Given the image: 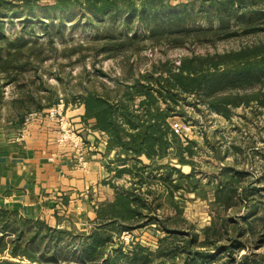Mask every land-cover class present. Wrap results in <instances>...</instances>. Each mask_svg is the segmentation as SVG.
Wrapping results in <instances>:
<instances>
[{"label":"rangeland","instance_id":"obj_1","mask_svg":"<svg viewBox=\"0 0 264 264\" xmlns=\"http://www.w3.org/2000/svg\"><path fill=\"white\" fill-rule=\"evenodd\" d=\"M36 1L45 5L54 0ZM136 1L140 4V0ZM256 1L258 3L252 7L235 6L234 10L225 14L218 12L215 6L197 0H172V8L160 19L168 22L166 19L174 14L182 15L183 19L175 27L162 23L164 30L154 34L153 28L147 26L146 17L128 16L125 12L96 16L78 6L64 12L38 8L30 14L31 20L24 28L19 18H5L4 33L12 41L37 43L35 55L44 58V61L42 64L36 61L27 64L18 82L24 91H34L37 96L43 97L44 104L49 99L58 98L59 101L63 99L66 106H80L82 95L92 91L111 101L125 102L140 113L141 97L128 101L125 94L134 83L140 87L147 85L146 75L160 64L168 62L178 66L186 56L225 54L263 43L264 1ZM16 86L17 82L6 86L4 98L0 99V134L3 132L9 137L19 133L12 124L13 110L9 103L16 96ZM262 92L264 78L254 80L245 88L230 90L227 94L251 98ZM159 105L162 109L167 107L163 101ZM172 106L176 109L175 114L167 121L184 148L182 155L185 163L179 162L174 156L176 149L170 147L171 157L157 159L159 164L169 165L168 168H143L140 172L135 170L121 177H116L114 171L122 166L115 161L116 152L120 150L109 151L108 134L94 129L93 119L83 120L87 129L100 133L106 146L110 176L104 185L113 194L102 204L112 202L118 188L130 189L146 203L142 218L132 223L124 222L132 226L131 231L111 234L105 244L107 256L115 248L128 250L136 244L153 252L169 245L171 237L161 221L171 228L195 232L199 234V241H203L204 230L223 218L228 221L230 235H236L237 225H242L246 233L243 238L249 239L247 247L264 254V244L257 248L258 242H255L249 228L251 223L256 234L264 233V106L253 100L249 104L230 108L225 115L214 111L194 94L180 96L179 103H171ZM48 109L33 110L31 113L41 114L30 125L40 121ZM141 159L144 164H150L145 156ZM172 167L175 168L173 172L170 170ZM170 171L171 179H168L166 176ZM227 175H234L238 181L225 179ZM220 184H231L235 189L234 202L227 210L216 202L215 194ZM144 221L146 224L140 226ZM96 225L94 222L82 230H73L69 226L58 228L72 230L75 235H87ZM224 236L227 237V234ZM79 241L78 237L65 238L62 245L66 248V255L62 260L77 264L74 252ZM242 254L243 251L238 253V260ZM121 262L129 264L130 260L123 258Z\"/></svg>","mask_w":264,"mask_h":264},{"label":"trees","instance_id":"obj_2","mask_svg":"<svg viewBox=\"0 0 264 264\" xmlns=\"http://www.w3.org/2000/svg\"><path fill=\"white\" fill-rule=\"evenodd\" d=\"M172 0H55L40 5L36 0H0V99L4 98V88L17 82L16 96L11 99L13 110L12 121L15 130L24 127L26 117L33 110L41 111L58 103L59 99L43 103V97L34 91H24L18 82L19 75L24 72L30 62L43 63L44 58L35 55L37 43L12 41L5 35L4 19L19 18L23 28L31 20L30 14L38 8L58 12L78 6L85 8L96 16H107L115 12H125L128 16L146 17L147 26L153 28V34L163 31L162 23L176 26L182 15L174 14L160 19L172 8ZM202 4L216 7L218 12L229 13L234 7L254 6L256 0H197ZM264 1V0H260ZM261 3V2H260ZM5 41V42H4ZM6 44V46H4ZM166 73V75H164ZM264 78V42L253 47H243L239 51L213 56L193 55L181 59L180 65L168 62L160 64L154 71L146 75L147 85L140 87L134 83L125 94L128 101L141 97L140 113L125 102H114L95 92L88 91L81 97V105L85 108L84 121L94 120L93 128L104 131L109 136L108 150L119 149L115 161L122 164L114 169L116 177L124 173L132 174L143 168L158 170L167 165L158 163L171 157L170 147L176 149V158L184 164L183 151L177 133L168 123L176 109L171 103L178 104L179 97L184 94H194L214 111L227 114L230 108L240 107L256 100L264 106V92L256 97L228 95L230 90L245 88L253 81ZM167 107L162 109L160 102ZM191 151L190 148H188ZM150 160L146 165L141 157ZM140 165V166H139ZM173 172L174 167L170 168ZM166 176L171 179V173ZM140 172V171H139ZM140 174V173H139ZM235 174V173H234ZM238 175L242 174L237 172ZM236 175V174H235ZM165 177V178H166ZM232 182L238 179L227 175ZM118 188V187H116ZM234 188L231 184H220L216 191V202L227 210L234 202ZM146 203L130 189L116 191L112 202L101 204L96 208V226L91 233L77 234L72 230L53 227L42 219H29L18 211L0 206V264H70L62 257L66 248L62 245L65 238L81 239L76 251L77 264H123L121 259L128 258L129 264H264V254L254 252L247 247L248 238L242 225H237V234L230 235L228 221L223 218L212 223L204 230L205 239L199 241V234L171 228L161 221L164 230L171 237L169 245H163L156 252L142 245H134L128 250L115 248L108 257L105 247L111 234L131 231L132 223L142 218ZM123 221V222H121ZM127 222V223H124ZM126 225H124V224ZM146 224L145 221L140 226ZM122 225V226H121ZM138 226V225H137ZM250 232L254 235L257 248L264 244V233L256 234L253 224H249ZM75 230V228H72ZM249 232V233H250ZM227 234V237L224 236ZM74 236V238H72ZM174 241H177L174 243ZM114 247V246H113ZM112 247V248H113ZM243 251L238 260L237 255ZM7 255L10 258H5ZM155 256V257H153ZM143 258V259H142ZM141 259V260H140ZM158 259L159 261H155ZM132 262V263H131Z\"/></svg>","mask_w":264,"mask_h":264},{"label":"crops","instance_id":"obj_3","mask_svg":"<svg viewBox=\"0 0 264 264\" xmlns=\"http://www.w3.org/2000/svg\"><path fill=\"white\" fill-rule=\"evenodd\" d=\"M65 113L85 137L88 166L79 164L71 146L58 145L60 126L47 119L46 113L34 125L24 126L17 136L2 132L0 206L29 219L45 220L53 227L82 230L93 225L96 208L113 194L104 185L110 167L100 133L87 129L83 122L84 106H66Z\"/></svg>","mask_w":264,"mask_h":264},{"label":"built area","instance_id":"obj_4","mask_svg":"<svg viewBox=\"0 0 264 264\" xmlns=\"http://www.w3.org/2000/svg\"><path fill=\"white\" fill-rule=\"evenodd\" d=\"M66 104L61 99L57 104L53 105L46 111V118L55 121L60 126V135L57 139L60 147L71 146L78 155L79 164L86 168L88 166V159L85 151V138L78 133L74 128L70 119L65 113ZM41 113L33 112L27 115L24 126H28L36 121Z\"/></svg>","mask_w":264,"mask_h":264}]
</instances>
